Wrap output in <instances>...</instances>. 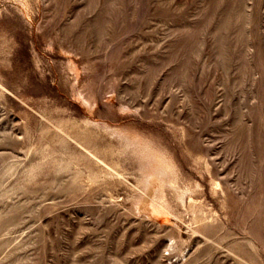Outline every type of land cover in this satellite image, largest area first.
I'll use <instances>...</instances> for the list:
<instances>
[{"label":"rangeland","instance_id":"rangeland-1","mask_svg":"<svg viewBox=\"0 0 264 264\" xmlns=\"http://www.w3.org/2000/svg\"><path fill=\"white\" fill-rule=\"evenodd\" d=\"M0 264H264V0H0Z\"/></svg>","mask_w":264,"mask_h":264},{"label":"bare ground","instance_id":"bare-ground-1","mask_svg":"<svg viewBox=\"0 0 264 264\" xmlns=\"http://www.w3.org/2000/svg\"><path fill=\"white\" fill-rule=\"evenodd\" d=\"M117 133L120 134L125 147L127 149H131L133 153L138 156L141 162V170L144 174L143 184L145 187L142 198L143 205L141 206V209L147 212H150L151 208L153 209V212H157L159 209H166L161 203L164 201V197L162 196L163 192L160 190L164 187L162 185L165 183H167L170 187H177L178 173L175 167L176 165L173 163L174 161H172L173 158L171 159L167 155L168 153H162V150L159 151V149H157L150 141L143 140L140 137L125 134L123 132ZM159 181L162 185L157 187L156 184ZM177 192L178 197L183 199L184 192L182 190H178Z\"/></svg>","mask_w":264,"mask_h":264}]
</instances>
